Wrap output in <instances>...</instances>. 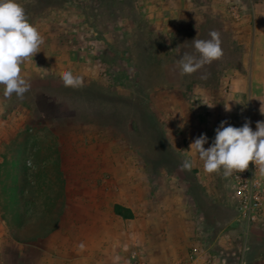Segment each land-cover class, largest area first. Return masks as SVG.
<instances>
[{"label":"rangeland","instance_id":"374dc122","mask_svg":"<svg viewBox=\"0 0 264 264\" xmlns=\"http://www.w3.org/2000/svg\"><path fill=\"white\" fill-rule=\"evenodd\" d=\"M18 2L44 43L21 65L30 84L22 98L5 97L0 86V187L14 188L11 175L25 170L29 196L53 201L59 188L62 196L45 209L26 203L23 213L32 223L25 231L33 244L17 245L3 235L0 264H70L74 257L72 264H89L76 255L89 252V225L81 218L89 216L92 182L108 201L136 192L146 221L140 234L133 230L137 224L130 226L122 261L106 256L104 264H133V256L138 264H205L207 256L208 264H264V218L254 226L236 221L231 176L205 173L199 158L195 169L180 167L188 152L194 154L195 138L206 134L209 147L220 121L239 127L248 119L253 130L264 121L258 88L250 111L246 99L235 104L220 89L205 88L214 83L212 70L230 72L235 63L240 69L252 41L263 46L264 0ZM212 31L223 55L180 76L176 61L194 51V38L209 39ZM258 50L264 56V48ZM65 71L82 77L83 86L64 87ZM6 199L0 194V217L8 221ZM60 217V234L48 237Z\"/></svg>","mask_w":264,"mask_h":264},{"label":"clouds","instance_id":"9594fccd","mask_svg":"<svg viewBox=\"0 0 264 264\" xmlns=\"http://www.w3.org/2000/svg\"><path fill=\"white\" fill-rule=\"evenodd\" d=\"M209 37L194 38V51L184 53L176 61L180 76L191 75L223 55L219 33L212 31ZM43 43L38 28L29 22L25 9L18 0H0V86L5 97L15 94L22 98L29 90L30 84L22 75L21 65L29 58L33 59L34 54L41 51ZM206 78V75L201 76V79ZM61 79L66 88L83 86L82 77L71 71H65ZM225 111H231V106L225 105ZM214 131L209 147H204L209 143L206 134L195 138L189 146V151L197 154L203 162L205 173L222 171L224 177H229L233 172L239 173L247 169L249 162H252L256 170L264 175V121H257L253 130L248 119L239 127L222 120ZM180 167L182 170H191L193 162L184 159Z\"/></svg>","mask_w":264,"mask_h":264},{"label":"crops","instance_id":"0c3cea01","mask_svg":"<svg viewBox=\"0 0 264 264\" xmlns=\"http://www.w3.org/2000/svg\"><path fill=\"white\" fill-rule=\"evenodd\" d=\"M262 47L264 48V43H262ZM249 52L248 54H245V58L241 59V68L239 69L237 66V63L231 65L230 72H221L213 75V84L206 85V89H220L221 92L225 94H229L233 97V100L235 101V104H239L240 102H243L244 99H246V105L248 108V111H250V105L252 104L251 98H253V93H251L254 89H259V97L264 99V56H260L258 53L261 49L258 46L257 41H252L251 45L249 44ZM250 55V57H247ZM264 55V54H263ZM225 82V84H223ZM258 83L259 85L257 86ZM224 85V87H223ZM227 86V87H226ZM223 87V88H222ZM205 89V90H206ZM208 105L210 108L212 105L210 104H203ZM264 106V104H261ZM252 106V105H251ZM207 106H205L206 109ZM204 108V107H203ZM264 113V107L257 108V111ZM153 113L155 110H151ZM260 112V113H261ZM191 155V158L188 157V155ZM187 159L191 160L193 162L192 169H195L194 162L197 161L198 156L196 157V154L188 152ZM19 160L15 159L13 160V166L18 167L20 165ZM200 160H198L199 162ZM198 165V164H197ZM118 166V164H117ZM119 167H117L118 170ZM25 171V170H24ZM22 171V174H15V172L11 175V181L15 182V187L11 190L5 189V192H3V188L0 187V194L5 193V197L7 198L5 200V206L4 208L8 209L10 211V216L3 219L0 217V227L2 230H5L3 232L1 230L0 237L6 235L4 237L6 240L10 241L11 243H15L17 245H30L33 243H30L33 241V237H30L28 233H26L25 230H27L28 225L32 223L31 218L32 216L25 215L23 213L25 205L27 202H31L32 208L40 207V208H50L55 207V199L56 196L61 198L62 196V189L59 188L56 196L53 195V201L50 199H47V196L44 199L41 198H32L29 196V191L31 187V180L27 179L25 172ZM17 172V171H16ZM94 175V174H93ZM62 172L59 174L58 179L61 182L62 181ZM28 180V181H27ZM93 181V180H91ZM19 182V183H17ZM89 201L86 202L85 208H87L89 216H86V218H81L83 222L89 225V252H81L77 256L78 257H87L89 258V264H104V261L102 259L106 256H112L118 260L121 259L125 255L124 253V244L130 240L131 233H128L131 229L130 226H135L137 224V228L133 229L134 232H138L140 234L141 232V225H146V221L143 220V218H140L141 215V196L139 197L136 192H134V196L132 198L128 197L124 194H117V197L115 200H109V198H106L104 196H100V193L103 194L102 188L95 185V182L91 183L89 185ZM12 192V193H11ZM14 193H18V196H15ZM40 193H45L43 189L39 190ZM10 193V195H8ZM48 193V191L46 192ZM13 194V195H12ZM107 195V193H105ZM105 195V196H106ZM61 201V199L59 200ZM81 202V201H79ZM52 204V205H50ZM80 204V203H79ZM38 205V206H35ZM81 207L82 203L80 204ZM115 205H120L126 209H129L132 213L131 219H123L113 212V207ZM61 208V204L58 205V208ZM78 223V221H77ZM58 226L53 229L52 232L49 233L48 237L56 236L59 231L62 230V226H64L63 218L60 217L57 220ZM3 225V226H2ZM128 230V231H127ZM60 234V232H59ZM14 235V236H13ZM38 241H45L47 240V237L45 238H38L36 237ZM110 239H114L113 245H104L101 241H105L106 243L109 242ZM121 247V249H120ZM41 252H45V249L43 247H40L38 245L37 247ZM126 248V247H125ZM54 253V251H52ZM51 252V253H52ZM124 253V254H123ZM70 253L69 260L73 257ZM68 255V254H67ZM66 255V256H67ZM55 260L56 256L50 254ZM75 258V257H74ZM71 259L72 264L75 259Z\"/></svg>","mask_w":264,"mask_h":264},{"label":"built area","instance_id":"2783aa9c","mask_svg":"<svg viewBox=\"0 0 264 264\" xmlns=\"http://www.w3.org/2000/svg\"><path fill=\"white\" fill-rule=\"evenodd\" d=\"M231 181L236 221L247 226L256 225L264 218V175H261L255 165L249 162L247 169L239 173L233 172ZM192 251L196 256L197 249L194 248ZM132 259L133 264H138L134 260V256ZM209 262H211V258L207 256L204 263L208 264ZM193 263L194 260L191 259L181 264Z\"/></svg>","mask_w":264,"mask_h":264},{"label":"trees","instance_id":"16d2710c","mask_svg":"<svg viewBox=\"0 0 264 264\" xmlns=\"http://www.w3.org/2000/svg\"><path fill=\"white\" fill-rule=\"evenodd\" d=\"M213 73H214V71L212 70L211 77L213 76ZM13 194L15 196L19 195L18 193H14V192H13ZM113 212H114L115 215H117V216H119V217H121L123 219H131L132 218L131 211L129 209H126V208L120 206V205H115L113 207Z\"/></svg>","mask_w":264,"mask_h":264}]
</instances>
